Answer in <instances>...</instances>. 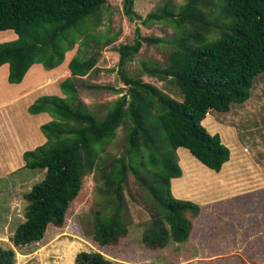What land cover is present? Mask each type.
Segmentation results:
<instances>
[{"label": "trees", "instance_id": "16d2710c", "mask_svg": "<svg viewBox=\"0 0 264 264\" xmlns=\"http://www.w3.org/2000/svg\"><path fill=\"white\" fill-rule=\"evenodd\" d=\"M135 1L122 0L130 21L140 19ZM106 4L0 0V32L17 36L0 43V67L8 65L9 84L21 83L35 64L47 71L59 67L66 53L79 46L67 65L70 76L59 83L63 97L41 96L27 109L31 115L47 113L51 121L40 127L46 142L23 153L24 168L45 171V176L23 195L24 220L13 233L15 246L40 241L49 226L61 227L83 177L91 173L100 195L92 237L100 247L117 246L128 234V174L147 192L154 212L145 223L141 245L155 251L187 242L200 207L171 193L170 181L182 175L176 151L186 149L206 168L219 172L230 150L202 122L210 111L228 113L232 104L245 103L253 79L264 74V0H183L178 6L167 1L144 22L166 24L176 33L165 40L142 36L136 29L133 43L117 48V74L125 93L99 116L80 100L76 80L90 74L98 62L97 56L85 58L82 47L101 42L103 36L95 31ZM143 44L169 47L164 66L143 62L141 70L175 87L180 101L128 74L127 65ZM121 128L124 149L111 157L108 148ZM74 263L118 264L100 252H79ZM0 264H16L14 251L0 248ZM64 264H73L72 258Z\"/></svg>", "mask_w": 264, "mask_h": 264}, {"label": "rangeland", "instance_id": "374dc122", "mask_svg": "<svg viewBox=\"0 0 264 264\" xmlns=\"http://www.w3.org/2000/svg\"><path fill=\"white\" fill-rule=\"evenodd\" d=\"M167 1H171L176 6L183 4V0H136L134 3V11L140 16V19L130 21L123 14L122 0H107V4L101 12L102 23L97 31H95L96 34L103 36L101 42L99 44L91 42L87 49L82 47V50L85 52V58L97 56L98 62L90 74L76 80L80 100L97 115L102 116L109 104L125 93V87L117 74V64L119 61L117 48L120 45L132 44L136 29H139L142 36L159 37L165 40L171 39L176 33L175 30L166 24L144 22V19L150 12L157 10ZM14 36L16 35L13 31L0 32V43L15 40ZM78 47V45H75L72 51L66 53V60L76 55ZM169 50V47L165 44L161 47L158 45L149 46L143 44L139 53L128 63L127 72L130 76L141 77L143 81L155 85L161 91L180 101L182 96L175 87L149 78L141 70L143 62L157 63L160 66H164L167 62ZM65 65L61 64L60 67H63L57 69L59 71L56 73L59 74L57 78L52 77L53 74L51 72L50 77L45 80L50 82L49 86H43L48 89L40 91L35 89L32 97L48 95L45 92L55 93L51 95L63 96L59 89V83L70 75L68 67L66 66L65 68ZM43 71L46 72L45 74H49L42 66L40 71H31L28 78L25 79L28 85L38 82L37 79H41L39 76H42L41 73ZM0 80L7 82L3 70L0 71ZM50 86L51 89H49ZM102 87L113 88L116 92L102 89ZM117 91H120L121 94H118ZM27 101L18 103L19 106L16 108V112H20V114L17 118L22 119L23 116L28 120L27 118L30 114L27 112V108L22 110ZM47 116L51 120V117L49 115ZM17 118H14L12 114H8L10 123L15 124ZM40 120V117H33L29 121L31 122L29 126L37 124V121ZM43 121L45 120L43 119ZM48 122L49 120L45 123ZM213 123L217 124L218 129L216 132L210 130L214 126ZM202 125L210 133L218 134L222 142L228 143L232 150L236 149L234 146L238 143L241 147L247 148L249 155L251 157L253 156V159L255 156L259 158L261 155L262 158L259 161L264 167V155L257 154L258 151L260 153V150L256 148L255 142L260 138L259 145L264 148V74H260L253 79L250 97L245 103L240 105L232 104L228 113L210 111L206 119L202 122ZM226 125H230V127L236 130L229 129V126L227 129L225 127ZM226 129L230 132H227ZM233 133H237L236 138ZM40 134L41 138L46 140L43 134ZM124 135L125 130L123 128L117 131L115 140L108 148L111 157H118L123 151ZM176 152L180 167L181 162L185 160L187 164L189 163V169L194 166L197 169V174L202 175L198 166L196 167L190 164V160L195 159L187 150L179 148ZM205 170H207L206 167ZM208 171L210 172V170ZM44 176L45 171L23 168L10 175L8 180L3 179L1 181L0 248L13 250L16 264H64L70 257L72 258L73 264H75L74 260L79 252H100L106 258L114 260L118 264H131L123 257L127 256V253L130 251L138 254H143L144 252V263L141 262L139 264H147V262L154 258L151 255L162 257L160 251L149 250L141 245V235L145 228V223L151 218L154 212L151 209V203L146 199L147 192L136 182L131 174H128L126 177L127 185L124 192L128 234L120 240L117 246L100 247L92 237L94 211L98 209L100 202L99 190L95 182V173L87 174L83 177L80 193L69 205L64 223L61 227L49 226L40 241L15 246L13 243V233L16 227L24 220L23 213L26 202L23 199V195L33 185L40 182ZM5 223L7 226L3 228L2 226ZM257 253V250H249L250 256L245 259L246 262L244 264H264V256ZM261 253L264 252L261 251ZM152 264H168V262L164 263L160 259H157ZM221 264H241V262L234 257L229 258L228 262Z\"/></svg>", "mask_w": 264, "mask_h": 264}, {"label": "crops", "instance_id": "0c3cea01", "mask_svg": "<svg viewBox=\"0 0 264 264\" xmlns=\"http://www.w3.org/2000/svg\"><path fill=\"white\" fill-rule=\"evenodd\" d=\"M15 37L17 36H14V39ZM70 60L64 59L62 64H66L65 68ZM60 66L48 71L49 74L43 71L42 76H39L41 79L38 78V82L29 85L25 79L31 71H40L41 65H33L19 84H9L8 81L0 80V186L3 179L8 180L10 175L24 168L23 153L25 151L33 150L46 142L44 138H41L40 127L47 120L51 121L48 114H30L28 120L23 116L22 120L17 118L20 112H16V108L19 102L28 100L22 110L28 109L38 98L32 97L35 89L38 91L48 89L45 87L49 86L50 82L45 80L50 77L51 72L52 77L57 78L59 75L56 74L59 72L57 69L63 67ZM1 70L7 78L8 65H2ZM8 114L17 118L15 124L9 122ZM33 117H40L41 120L29 126L31 123L29 121ZM213 124L210 130L216 132L217 124ZM228 126L230 127V125L225 127L228 129ZM227 132L230 131L227 130ZM237 133H233L235 138ZM259 139L255 141L256 148L260 150L257 154L264 155V148L259 145ZM223 144L230 150V157L219 172L208 168L205 170V166L187 150L195 159H191L190 164L198 166L202 175L197 174L194 166L189 169V163L183 160L181 177L170 181L171 193L176 199L187 200L198 205L200 214L193 220V228L187 242L181 245L169 244L165 249L157 250L162 257L151 255L154 258L147 264H152L157 259L168 264H221L234 257L244 264L245 259L250 256L249 250H257V254L264 256V253H261V251L264 252V167L259 161L262 156L260 155L259 158L255 156L253 159L247 148L241 147L238 143L234 146L236 148L234 150L228 143ZM1 191L2 188H0ZM6 226L5 223L2 227ZM182 246L184 247L181 248ZM136 254L138 253L130 251L123 257L131 264L144 263V252Z\"/></svg>", "mask_w": 264, "mask_h": 264}]
</instances>
